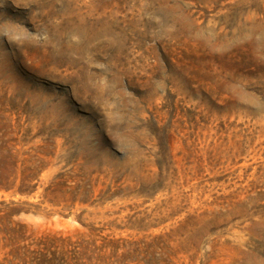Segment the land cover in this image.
Masks as SVG:
<instances>
[{
    "label": "rangeland",
    "instance_id": "rangeland-1",
    "mask_svg": "<svg viewBox=\"0 0 264 264\" xmlns=\"http://www.w3.org/2000/svg\"><path fill=\"white\" fill-rule=\"evenodd\" d=\"M0 188V264H264V0H0Z\"/></svg>",
    "mask_w": 264,
    "mask_h": 264
},
{
    "label": "trees",
    "instance_id": "trees-1",
    "mask_svg": "<svg viewBox=\"0 0 264 264\" xmlns=\"http://www.w3.org/2000/svg\"><path fill=\"white\" fill-rule=\"evenodd\" d=\"M63 176V175H61ZM67 181H63L60 184V188H68L66 186ZM1 189V188H0ZM81 186H76L72 188L71 193L73 196V202L77 201V195L81 190ZM83 214V213H82ZM77 221L80 222V216H78ZM19 233V236H18ZM12 241L16 242L23 239V235H20V232L10 230ZM95 244V242H94ZM25 248L24 256L29 254L30 264H84L82 263V251L81 245L77 242H72L70 238H54V237H42L36 242L28 244ZM106 249V239L101 240V245L97 249L99 251ZM31 250V251H29ZM23 256V264H25V258ZM73 261V262H72Z\"/></svg>",
    "mask_w": 264,
    "mask_h": 264
}]
</instances>
